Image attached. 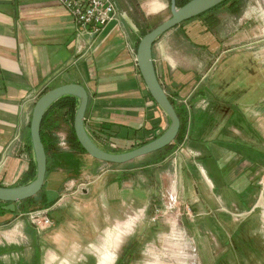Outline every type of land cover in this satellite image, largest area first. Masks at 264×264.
Wrapping results in <instances>:
<instances>
[{
    "label": "crops",
    "instance_id": "0c3cea01",
    "mask_svg": "<svg viewBox=\"0 0 264 264\" xmlns=\"http://www.w3.org/2000/svg\"><path fill=\"white\" fill-rule=\"evenodd\" d=\"M138 4L148 16L162 12L170 0H138ZM128 10L119 9L118 17L99 33L78 34L73 17L57 0H0V185H23L29 168L35 165L30 118L38 96L52 84L54 87L77 83L87 89L85 129L97 146L107 151H127L142 145L169 126L168 116L154 102L139 73L136 49L140 28ZM262 19L258 11L222 40L203 34L193 40L185 25L188 41L197 44L200 53L213 58L207 72L195 84V73L185 64H176L171 30L155 40V71L162 87L181 110L182 133L172 141L178 146L168 159L140 167L132 163L156 153L153 152L128 161L126 167L108 168L100 160L69 147L68 114L58 128H45L53 136L47 139L44 193L48 196L56 190L58 199L47 209L53 225L42 232L54 245L53 253L62 247H86L105 231L109 248L101 251L96 264H112L115 247L135 222L133 216L122 222L123 215L132 207L146 208L154 195L148 177L142 178L141 172L162 162L168 167L169 183L173 180L167 188L171 200H175L178 188L179 197L190 207L193 227L204 225L215 242L229 241L248 229L251 234L259 232L256 225L260 222L261 227L259 213L260 208L264 209V192L258 185L264 171V94H259L257 101H242L241 96L236 100L243 102L240 112L210 100L215 94L207 89L212 86L203 83L214 63L225 62L229 54L234 57L252 52L264 65V44L253 45L264 38L255 41L257 35L252 28ZM176 28L183 30V25L171 29ZM255 90L244 89L252 93ZM204 100L207 105H203ZM56 112L57 108L49 112L50 122ZM254 212L253 227L246 226ZM238 213L245 214L236 216ZM4 218L5 214H1L0 226L5 225L1 223ZM234 221L238 222L231 228ZM31 232L37 233L26 223L25 233L29 236ZM7 238L6 242L0 240V247L12 242ZM263 238L264 235L262 243ZM40 240L38 244L45 242V238ZM2 250L0 253L7 254ZM224 251L209 264L221 262ZM53 253L47 252L48 264L57 259Z\"/></svg>",
    "mask_w": 264,
    "mask_h": 264
},
{
    "label": "rangeland",
    "instance_id": "374dc122",
    "mask_svg": "<svg viewBox=\"0 0 264 264\" xmlns=\"http://www.w3.org/2000/svg\"><path fill=\"white\" fill-rule=\"evenodd\" d=\"M128 7L129 5L127 6L125 2H120L119 4L120 10ZM260 7L262 10H260ZM132 11L128 10V13H132ZM258 11L261 12L263 19L252 26L257 35L254 40L257 41L264 38V32L262 31L264 30V0H241L238 8L235 10L221 6L214 10L213 15L215 20L211 19L212 21L206 22L204 17L200 16L183 21V30L180 28L169 29L171 30L170 34L174 36L175 52H173V57L176 60L177 66L179 64L184 66L185 64L189 71H193L195 78L192 82L195 84L197 79L207 72L206 70L213 60L209 55L205 56L203 53H200L201 49L197 48V44L188 41L184 32L185 25H187L186 27L189 29L188 33H191L193 40H196L199 34H203L206 37L208 35H211V37L219 36L222 40L233 29H239L244 25L243 23L249 22L258 14ZM170 14L168 4L167 8L162 12L146 15L150 18L148 24L150 30L158 23L167 19ZM257 44H264V40L253 45ZM210 70L203 85L211 84L212 89L209 86L207 90H212L215 96L211 95L209 99L218 104L222 102L223 108L227 109L229 107L232 110L242 112L244 109L242 101H257L259 94H264V65L261 59L257 58L252 52H243V54H236L234 57L229 54L225 62L223 60L215 62ZM234 83L239 85L236 87ZM225 84L229 86L226 88ZM246 87H253L256 90L254 93L251 91L245 92L244 89ZM240 97L242 101L236 102V100H240ZM223 101L230 104L227 105ZM175 109L181 115V110L176 103ZM177 146V142H175L167 151H158L132 163L140 167L143 166V163H157L158 160L163 158L168 159ZM101 162L108 168L126 167L128 164L120 165L117 163ZM165 164L162 162L151 169L148 168L147 172H141L142 178L148 177L147 182L151 185L154 195L151 197L152 200L146 208L132 207L125 216L123 215L122 222H125L129 216H133L135 222L132 229L127 234L122 235L121 241L115 247L116 258L112 264H209L215 255L224 249L226 251L223 252V259L218 264H264V243H262L261 239L264 231L260 227V222L259 226L258 223L256 225L259 231L257 234H251V230L249 231L248 229L234 235L229 240L230 242H221L220 240L215 242L212 239V234L205 232L206 227L204 225L196 226V228L195 226L193 227V217L190 207L180 197L174 204L175 207L168 209V205L173 206L174 199L171 200L172 196L171 192H169L170 199L169 203H167L166 189L169 185L170 180L168 179L170 175H167L168 167ZM135 174H138V172ZM74 175L75 173H71V176ZM187 179L185 177V183H187ZM75 187L76 185L72 189ZM50 192L48 193V198L49 200H54L58 193H56V190ZM4 209L9 210V212L5 213V218L1 221L5 225L0 226V240L6 242L5 238L10 237L12 242L10 244L5 243L6 246L0 247V250L3 249L2 252H7V254H14L15 259H18L17 255H21L18 264H48L46 259L47 252L53 253L52 249L54 245L49 243L46 236L43 235L42 231L45 229L37 234L40 237L37 239L36 245L34 233L29 236L25 233V224H28L27 207L20 202H13ZM19 213L22 214L19 215ZM255 213L249 216L248 221H244L246 226L251 224L253 227V221L256 220ZM50 214L52 215V213ZM235 222L238 221H234L230 226L231 228L236 226ZM16 223L19 224L17 228L14 227L17 225ZM110 228L112 230V226ZM41 238H45L44 241L46 243L38 244V240L40 243ZM108 243L109 241L104 231L100 234L98 240L92 242L90 245H86V247L74 250L72 248H66L65 250L62 247L61 250L53 253L57 259H54L51 264H96L101 251L109 248Z\"/></svg>",
    "mask_w": 264,
    "mask_h": 264
},
{
    "label": "water",
    "instance_id": "95a60500",
    "mask_svg": "<svg viewBox=\"0 0 264 264\" xmlns=\"http://www.w3.org/2000/svg\"><path fill=\"white\" fill-rule=\"evenodd\" d=\"M222 1L224 0H189L182 4V6L177 7L176 0H170V16L155 25L153 29L139 39V44L136 49L139 73L141 72L145 86L152 99L154 102H157L169 118V126L163 133L127 151H107L99 145L97 146L85 129L84 114L88 105L87 89L77 83H66L54 86L38 96L30 118L29 135L34 152V163L36 164L35 176L31 181L23 185L10 187L0 185V200L5 202L23 201L26 198L37 195L43 186L47 170V156L40 135L41 122L46 111L52 106V103L62 96L72 95L78 100V106L73 116V131L80 146L85 149L89 156L96 160L112 164L128 163L132 159L157 152V150L163 149L171 144L179 132L180 118L177 116L174 106L169 100L168 94L164 87H162L157 72L155 71L154 57H152L155 40L168 32L169 29L178 26L185 20L197 17V15L204 13Z\"/></svg>",
    "mask_w": 264,
    "mask_h": 264
},
{
    "label": "trees",
    "instance_id": "16d2710c",
    "mask_svg": "<svg viewBox=\"0 0 264 264\" xmlns=\"http://www.w3.org/2000/svg\"><path fill=\"white\" fill-rule=\"evenodd\" d=\"M187 1H189V0H176V6L180 7V6H182V4L186 3ZM117 2H118V7H119L120 2H125V3H127V6L129 5L128 9L130 11L133 10L132 13L130 12L129 14H131V17H132L133 21L135 22V24L137 25V27L140 28L139 39L145 33L150 31V28L148 25L150 18L147 17L146 14L140 10L138 0H117ZM240 2H241V0H224V1L220 2L219 4L213 6L211 9L205 11L204 13L197 15V17H194V18H198V17L202 16V17H204L206 22L212 21L211 19L215 20V17L213 15L214 10H216L217 8H219L221 6H226L230 10L231 9L235 10L236 8H238ZM194 18H191V19H194ZM191 19H188V20H191ZM181 24H179L178 26H180ZM139 39L137 40V47L139 44L138 43ZM52 87H53V84L51 86L45 87L44 91L41 94L46 92L48 89H51ZM169 100L172 102L174 109H175L174 101L172 100L171 97H169ZM76 103H77V99L74 96H72V95L62 96L59 99L55 100L52 103V106L44 114V116L42 118V122H41V127H40V135H41V140H42L43 145H44V149L46 150V156L49 153L48 152L49 149L47 147V139L52 138L51 135L53 136V134L50 133L51 130L49 132H46L45 128L46 127L48 128V126L52 130L58 128L60 126V123L62 122V120H64L63 117L66 114H68L69 118L71 119V125H70L69 136H68L69 147L73 148L77 152L87 153L85 151V149L80 146V144L77 141V138L74 134V131H73V120H74L73 116H74V112H75L76 107H77ZM52 108H57L58 113L56 112V113H54V115H52L53 121L50 122L48 119V115H49V112L52 110ZM175 111H176L177 116H179L180 122H181V116L179 115V113L177 112L176 109H175ZM181 129H182V123H180V127L178 129L179 132L176 135L175 140L178 139V137L181 135V133H182ZM52 132H54V131H52ZM30 146H31V144H30ZM171 146H172V144H169V145H167V147H165L161 150L167 151L169 148H171ZM161 150H158V151H161ZM47 170H48V168H47ZM47 170H46V172H47ZM35 171H36V164L33 166V168H29V171L27 173L28 175L25 176V179L23 178L24 180L21 183L25 184L29 180H32V178L35 175ZM45 187H46V179H45V182H44L43 186L41 187L40 191L37 193V195L30 197V198H26L23 201H20V203L22 205L27 207L26 212L34 211V210H40V209H49L53 204H55V201L58 198L56 197L54 200H49L48 196L44 193ZM11 203H13V202L12 201L5 202V201L0 200V213L5 214V213L9 212V210L4 209L3 206H6V205L8 206ZM33 233L34 232H31L30 234H33ZM34 235H35V240H36V245H37L38 235H37V233H34ZM131 251H129V252H131Z\"/></svg>",
    "mask_w": 264,
    "mask_h": 264
},
{
    "label": "built area",
    "instance_id": "2783aa9c",
    "mask_svg": "<svg viewBox=\"0 0 264 264\" xmlns=\"http://www.w3.org/2000/svg\"><path fill=\"white\" fill-rule=\"evenodd\" d=\"M63 8L73 17L74 23L76 25V30L78 34L80 33H99L103 26L109 21L114 20L119 15V7L117 0H57ZM203 105H207L204 100ZM175 170V169H174ZM175 180V179H174ZM173 181V180H172ZM171 181V182H172ZM170 182V183H171ZM169 183V184H170ZM258 185L261 189V193L264 192V171L262 172ZM176 187V182H175ZM169 190L167 192V203H169ZM165 196V195H164ZM179 198V190L176 188L175 200L172 203L173 206L168 205V209H173L175 203ZM243 214H236V216H244ZM28 224L33 227V229L40 233L42 230L53 225L52 221L47 215V209H40L26 212ZM260 217L262 218L261 229L264 231V209L260 208ZM177 216V215H176ZM15 227H19L16 223ZM10 255L14 254H4L7 259Z\"/></svg>",
    "mask_w": 264,
    "mask_h": 264
},
{
    "label": "flooded vegetation",
    "instance_id": "af4514ba",
    "mask_svg": "<svg viewBox=\"0 0 264 264\" xmlns=\"http://www.w3.org/2000/svg\"><path fill=\"white\" fill-rule=\"evenodd\" d=\"M18 259H15L14 255H10V259L8 260L6 257H4V254L0 253V264H18V261H20V256L17 255Z\"/></svg>",
    "mask_w": 264,
    "mask_h": 264
}]
</instances>
